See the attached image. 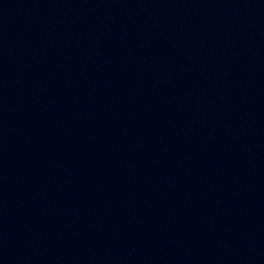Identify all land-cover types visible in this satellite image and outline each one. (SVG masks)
I'll use <instances>...</instances> for the list:
<instances>
[{
	"label": "water",
	"instance_id": "obj_1",
	"mask_svg": "<svg viewBox=\"0 0 264 264\" xmlns=\"http://www.w3.org/2000/svg\"><path fill=\"white\" fill-rule=\"evenodd\" d=\"M0 264H264V0H0Z\"/></svg>",
	"mask_w": 264,
	"mask_h": 264
}]
</instances>
